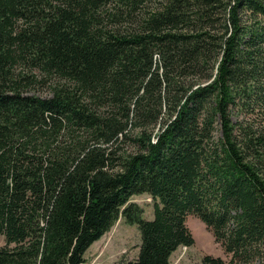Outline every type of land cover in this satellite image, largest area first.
<instances>
[{"label": "trees", "instance_id": "1", "mask_svg": "<svg viewBox=\"0 0 264 264\" xmlns=\"http://www.w3.org/2000/svg\"><path fill=\"white\" fill-rule=\"evenodd\" d=\"M191 216L201 264H264V0H0V264H84L121 218V264H171Z\"/></svg>", "mask_w": 264, "mask_h": 264}, {"label": "rangeland", "instance_id": "2", "mask_svg": "<svg viewBox=\"0 0 264 264\" xmlns=\"http://www.w3.org/2000/svg\"><path fill=\"white\" fill-rule=\"evenodd\" d=\"M39 94L48 96V91L43 90ZM132 202L143 209L146 219H153L154 200L149 194L135 196ZM188 224L195 237V244L191 247H180L173 254L171 264H201L206 255L230 260L221 243L216 241L212 231L201 219L191 216ZM4 244L5 239L0 237V247ZM140 245L141 233L138 226L129 224L121 218L111 231L92 245L86 253L84 264L128 263L137 258Z\"/></svg>", "mask_w": 264, "mask_h": 264}]
</instances>
